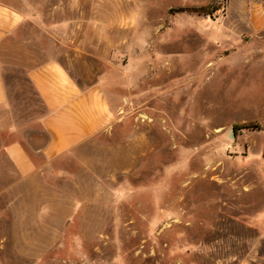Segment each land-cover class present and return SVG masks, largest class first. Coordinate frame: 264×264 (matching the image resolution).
<instances>
[{
	"label": "rangeland",
	"instance_id": "374dc122",
	"mask_svg": "<svg viewBox=\"0 0 264 264\" xmlns=\"http://www.w3.org/2000/svg\"><path fill=\"white\" fill-rule=\"evenodd\" d=\"M77 4L0 55L37 165L0 138V264H264V0ZM50 41L115 114L51 161L28 80Z\"/></svg>",
	"mask_w": 264,
	"mask_h": 264
},
{
	"label": "crops",
	"instance_id": "0c3cea01",
	"mask_svg": "<svg viewBox=\"0 0 264 264\" xmlns=\"http://www.w3.org/2000/svg\"><path fill=\"white\" fill-rule=\"evenodd\" d=\"M63 1L0 0V55L12 39L22 38L32 24L37 31H46V23L61 11ZM77 1L70 0L72 6H78ZM58 22L52 26L54 32H62ZM46 47L51 55L29 68L28 80L44 107L40 121L46 139L37 151L51 161L68 155L93 136L108 130L115 114L101 83L82 85L57 56L58 43L50 41ZM11 108L0 57V138H11L3 144V149L19 172L29 175L37 167L24 143L31 132Z\"/></svg>",
	"mask_w": 264,
	"mask_h": 264
},
{
	"label": "water",
	"instance_id": "95a60500",
	"mask_svg": "<svg viewBox=\"0 0 264 264\" xmlns=\"http://www.w3.org/2000/svg\"><path fill=\"white\" fill-rule=\"evenodd\" d=\"M234 133H235V129L232 128L231 131H230V136L233 137L234 136Z\"/></svg>",
	"mask_w": 264,
	"mask_h": 264
}]
</instances>
